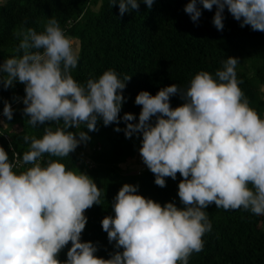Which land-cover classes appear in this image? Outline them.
<instances>
[{
  "label": "trees",
  "instance_id": "trees-1",
  "mask_svg": "<svg viewBox=\"0 0 264 264\" xmlns=\"http://www.w3.org/2000/svg\"><path fill=\"white\" fill-rule=\"evenodd\" d=\"M0 264H264V0L1 3Z\"/></svg>",
  "mask_w": 264,
  "mask_h": 264
},
{
  "label": "rangeland",
  "instance_id": "rangeland-1",
  "mask_svg": "<svg viewBox=\"0 0 264 264\" xmlns=\"http://www.w3.org/2000/svg\"><path fill=\"white\" fill-rule=\"evenodd\" d=\"M5 1L6 0H0V4L4 3ZM97 8H98V6H97ZM72 53L74 56H76L78 53V43L76 41L72 42ZM85 149H87V147H85ZM148 161H149V159L144 157L142 150H141V147H137V153H136L135 157L133 159H131L130 161H128L127 163L122 164L121 167L126 173L134 174V173H137L138 171L145 170L147 165H148L147 164ZM182 166L183 165H176V166H174V168H176V169L182 168ZM198 172H201V171L199 170ZM210 182H211L210 175H208V173H205V176L202 177V183L208 184ZM214 183L216 184L218 194L221 197L231 195V192H229V190H228L229 188L227 187L226 181L218 178V179H216V181ZM78 185H79V187H81L86 192L91 193L92 190L94 189L95 183L93 181L83 177L81 182L78 183Z\"/></svg>",
  "mask_w": 264,
  "mask_h": 264
},
{
  "label": "built area",
  "instance_id": "built-area-1",
  "mask_svg": "<svg viewBox=\"0 0 264 264\" xmlns=\"http://www.w3.org/2000/svg\"><path fill=\"white\" fill-rule=\"evenodd\" d=\"M47 60H48L47 54H40V55H37L36 57H34L32 59L31 67L27 73L28 77L29 78L31 77L33 69H35L39 64H41L42 62H45Z\"/></svg>",
  "mask_w": 264,
  "mask_h": 264
}]
</instances>
